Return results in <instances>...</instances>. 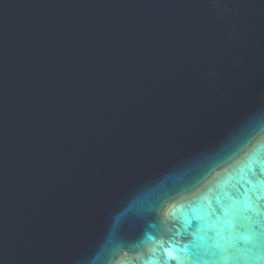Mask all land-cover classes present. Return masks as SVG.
Here are the masks:
<instances>
[{"label": "water", "instance_id": "95a60500", "mask_svg": "<svg viewBox=\"0 0 264 264\" xmlns=\"http://www.w3.org/2000/svg\"><path fill=\"white\" fill-rule=\"evenodd\" d=\"M230 220L264 240V0H0V264H243Z\"/></svg>", "mask_w": 264, "mask_h": 264}, {"label": "snow or ice", "instance_id": "6c2138e0", "mask_svg": "<svg viewBox=\"0 0 264 264\" xmlns=\"http://www.w3.org/2000/svg\"><path fill=\"white\" fill-rule=\"evenodd\" d=\"M254 204L255 202L249 203L247 208L252 209ZM256 207H258V205H256ZM227 226L231 229L227 236L222 235L220 231L216 232V235L220 236L224 243L221 244L220 242H216L213 245L220 253V260L224 262L243 260V264H264V240L261 239L259 229L255 226H250L243 235H240L237 230V225L233 220L228 221ZM201 227H204V225ZM196 238L202 239V237L198 235H196ZM161 243L163 244V242ZM242 245L247 255L239 257L235 255V253L240 251ZM173 247H175V245ZM186 250L187 249H185V251ZM166 254L168 260H178L172 250H166ZM178 264H180L179 261Z\"/></svg>", "mask_w": 264, "mask_h": 264}]
</instances>
